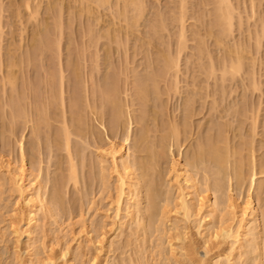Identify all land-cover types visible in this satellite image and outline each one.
<instances>
[{
    "label": "rangeland",
    "instance_id": "374dc122",
    "mask_svg": "<svg viewBox=\"0 0 264 264\" xmlns=\"http://www.w3.org/2000/svg\"><path fill=\"white\" fill-rule=\"evenodd\" d=\"M102 1L0 0V264H40L51 249L55 258L68 253V264H192L188 254L205 255L196 233L205 214L196 207V218L187 224L183 212L176 213L178 194L171 172L175 162L195 161L204 150L199 170L193 168L201 186L196 192L203 196L212 190L207 195L217 197L221 206L241 205L251 196L260 205L264 235V0H227L230 8L221 0H139V9L130 0ZM220 10L233 20L224 21ZM232 61L243 66L234 65L239 72L234 77ZM225 67L231 69L224 71L227 75ZM113 100L118 101L115 106ZM112 143L131 144L124 146L131 147L129 153L140 165H147L143 172L149 233L140 228L142 221H130L133 201L128 196L119 218L115 216L118 175L107 157ZM213 147L224 155L225 181L219 182L224 185L219 190L212 187ZM23 160L31 173H39L54 212L39 211L35 234L31 240L22 237L19 247L11 224L18 227L24 199L6 166L12 162L20 167ZM73 167L78 184L70 178ZM254 172L258 181L251 190ZM162 196L171 203L166 205L167 216L162 215L167 201ZM225 216L228 224L235 222L233 227L241 219H234L233 213ZM175 232L177 238L186 233V244L176 240ZM101 236L107 243L102 255ZM263 243L261 253L248 248V259L235 254L230 264H264ZM229 247L223 246L222 253L227 255Z\"/></svg>",
    "mask_w": 264,
    "mask_h": 264
},
{
    "label": "bare ground",
    "instance_id": "6f19581e",
    "mask_svg": "<svg viewBox=\"0 0 264 264\" xmlns=\"http://www.w3.org/2000/svg\"><path fill=\"white\" fill-rule=\"evenodd\" d=\"M102 1V0H101ZM104 1V0H103ZM102 1V2H103ZM106 1V0H105ZM104 1V2H105ZM136 1H138L137 3L138 4H135V0H130V2L132 3V6H133V3H134V8L136 7L135 5H137L138 7H139V4L142 2V0H136ZM222 2H220L222 5H223V2L225 3L224 5L226 6L227 5V3L229 4V1H227V0H221ZM108 4H109V1H106ZM105 2V5L107 4ZM127 2V1H126ZM128 2H129V0H128ZM127 2V3H128ZM218 2H219V0H218ZM98 3V2H97ZM126 3V4H127ZM104 4V3H103ZM142 4V3H141ZM129 5V4H128ZM127 5V6H128ZM100 6H102L101 4H100ZM129 6H131V4L129 5ZM142 6V5H141ZM138 7H136L137 9H139ZM221 7H223V6H221ZM220 7V8H221ZM227 7H229L228 5H227ZM141 8V7H140ZM226 8V7H225ZM224 8V9H225ZM230 8V7H229ZM128 9V8H127ZM130 9V8H129ZM223 9V10H224ZM223 10H222V12H221V10H220V15L222 14L223 16H224V21L226 20V22H228L229 23V21H232L233 20V18H232V20H227L225 17H229V15H230V17L232 16L231 15V13L230 12H228V11H225L224 10V13H226L227 14V16H226V14H224L223 13ZM140 11H138V13H139ZM128 13V12H127ZM143 13V12H142ZM229 13V14H228ZM140 15V14H139ZM219 15V14H218ZM222 15H221V17H222ZM216 16H217V14H216ZM219 17V16H218ZM223 18V17H222ZM222 18H220L221 20H222ZM223 22V21H222ZM225 22V23H226ZM59 23V22H58ZM219 23H220V21H219ZM224 23V22H223ZM217 25V24H216ZM220 25V24H219ZM230 25H232V23H230V24H228V28L230 27ZM224 26H226V24H223V29L225 28ZM232 27V26H231ZM228 28H226V30H228ZM264 28V27H263ZM263 28H262V30H263ZM230 29L231 28H229V32H230ZM225 30V29H224ZM260 34H262V33H260ZM259 34V35H260ZM264 34V33H263ZM222 36V35H221ZM257 38H259V37H257ZM264 39V38H263ZM258 43H260V42H258ZM42 50V49H41ZM239 56V55H238ZM243 58V57H242ZM241 59V58H240ZM244 59V58H243ZM243 59H241V61L243 60ZM231 60H233V59H231ZM237 60V59H236ZM239 60V59H238ZM240 61V60H239ZM238 61H236L235 63H237ZM230 63H232V64H230L231 65V69H234L235 70V67H234V65H238V63L237 64H235L234 63V61H232V62H230ZM14 65H15V63H14ZM229 65V66H230ZM169 67H170V64L168 65ZM228 65H226V67H227ZM16 67V66H15ZM226 67L224 68V70H223V72L224 71H226ZM234 67V68H233ZM238 67V69H243L242 67V64H241V66H240V64L237 66ZM236 67V68H237ZM228 69H229V67H227ZM212 69H213V67H212ZM228 69H227V71H228ZM230 69V70H231ZM237 69V70H238ZM228 71V72H231V71ZM232 71V75L231 74H229V75H231V76H233L234 77V75L235 74H239V72L237 73L236 72V70L235 71ZM226 71V73L228 74V72ZM211 72H212V70H211ZM236 72V73H235ZM225 73V72H224ZM224 74V75H227V74ZM233 73H235V74H233ZM224 78H225V76H224ZM14 80H15V78H14ZM224 80V79H223ZM11 81V78L9 79V82ZM16 82H17V78H16V80H15ZM15 83H13V85H14ZM16 85V84H15ZM11 87H15V86H11ZM157 88V87H156ZM117 92V91H116ZM111 93V92H110ZM140 94H143V92L142 93H140ZM111 95V94H110ZM109 95V96H110ZM144 95H145V93H144ZM105 96H106V94H105ZM109 96H107L108 98H109ZM116 96V95H115ZM143 97V96H142ZM110 98H112V96L110 97ZM109 98V99H110ZM146 98H148V97H146ZM145 98V99H146ZM140 99V98H139ZM107 100V99H106ZM117 100V99H116ZM109 102H111V99L110 100H108ZM114 101V100H113ZM113 103V102H112ZM115 103H118V101H114V104H113V106H115ZM110 104V103H109ZM120 109H121V107H119ZM38 109H39V107H38ZM119 112H120V110H119ZM122 112H123V110H122ZM39 113V112H38ZM43 113H44V110H43ZM40 114H41V112H40ZM39 114V115H40ZM123 114V113H122ZM121 114V115H122ZM44 115V114H43ZM81 116V115H80ZM118 116L120 117V115L118 114ZM117 116V119H120L119 117ZM123 116V115H122ZM17 117V116H16ZM44 117H45V115H44ZM43 117V118H44ZM47 117V116H46ZM42 118V117H41ZM123 119V118H122ZM44 120H45V118H44ZM78 120H79V118H78ZM121 121V120H120ZM47 122V121H46ZM143 123H144V121H142ZM43 124V123H42ZM46 124V123H45ZM47 125H48V123H47ZM172 128V127H171ZM175 128V127H174ZM178 129V128H177ZM130 131V130H129ZM173 131H175V130H173V128H172V132ZM66 132H67V130H66ZM176 134H177V136L178 135H180L179 134V132L177 131L176 132ZM70 135V134H69ZM171 135H172V133H171ZM68 136V135H67ZM128 137H131V136H128ZM127 137V138H128ZM67 138V137H66ZM138 138V137H137ZM175 138H176V136H175ZM68 140V139H67ZM70 140V139H69ZM127 140V139H126ZM127 142H128V140H127ZM131 142V141H130ZM129 142V143H130ZM66 143H68V144H66L68 147L70 146L69 145V142L67 141ZM128 143V144H129ZM145 143H146V141H145ZM177 143V142H176ZM125 144H127V143H125ZM124 144V145H125ZM127 144V145H128ZM134 144V143H133ZM151 144V143H150ZM115 146V144L113 145V143H112V146H110V148H109V152L107 153L108 155H107V157L109 156L110 157V159H111V161H112V166H113V168H114V172H116L114 175H118L117 177H118V181H116V182H118V184L116 183V185L117 186H119V193L117 194L118 196H116V201H114L116 204H115V206L117 207V215H115V216H120V213H121V211H122V207H123V204H124V199H125V197L126 196H128L129 198H130V200H132L133 201V203L131 204V209L132 210H130L131 211V213H128V214H130L129 215V217H131V219H130V221H133V220H135V219H137V220H140V222L142 221V223L140 224V228L143 230V231H146V232H148L149 233V230H148V225H147V222H145V218L147 217V216H145L146 214V208H145V205H146V202H147V197L145 198V195L146 194H144L145 193V187H144V182H145V173L143 172V170L144 169H146V164L144 165V167L142 166V165H140V163L137 161V159L135 158V157H133L130 153H131V151H129L130 149H131V147L129 148V150H128V146ZM131 144H129V146H130ZM146 145V144H145ZM66 146V148L67 149H69L68 147ZM134 146V145H133ZM174 146V145H173ZM175 146H177V145H175ZM180 146V145H179ZM217 146H219V145H217ZM167 147V146H166ZM170 147V146H169ZM172 147V146H171ZM202 147H204V146H202ZM153 149H154V147H152ZM178 148V147H177ZM205 148V147H204ZM215 148V149H214ZM202 149V148H201ZM201 149H200V151H201ZM213 154H214V157L216 158V165L214 166V167H216V168H214L216 171H215V173L214 172H212L213 174H215L216 175V177L215 176H213L214 178H216V181H214L216 184H215V187L214 186H212L213 187V189L214 190H216V188L219 190L220 188L222 189V186H224V185H222L221 183H219V182H223L224 183V181L223 180H221V179H225V178H223L224 176H222V175H224V171H225V168H224V158H223V156L224 155H222V156H220V154L221 153H219V151L220 150H218L219 149V147H217V149H216V147H213ZM148 150H149V148H148ZM150 151V150H149ZM172 151V150H171ZM106 152V151H105ZM104 152V153H105ZM130 152V153H129ZM132 152H134V151H132ZM154 152H155V149H154ZM153 152V153H154ZM204 152H205V150H204ZM203 151L201 152V154L199 155V157H201L200 159H199V157L195 160V161H192V162H190V161H188L186 158L184 159V160H181L180 158V160L178 161V162H175L174 163V166H173V169H172V171L173 172H171V174L173 175V179L172 180H174V182H175V184L174 183H171L170 185H172V184H174V186H176V191H177V200H178V203H176L177 204V206H176V210H177V208H178V210H177V212L176 213H178V215H179V213H180V211H182L183 213V215H184V217H183V215H182V218H184V219H187V220H184L185 222L184 223H186V221L188 222L187 224H189V221H190V218L193 216V214L195 215V213H194V211H195V209H197L196 207H198V213L200 214V212L201 211H204V217H203V219H201L202 221H201V223L199 222V226H198V231H196V233L198 232L199 233V235L201 236V240L203 241L202 243H203V245H204V250H205V255L203 256V257H201V256H199V257H196L197 256V254H196V256H194V254H192V253H194V252H192V253H190L191 254V256L188 254V256H189V258L191 257L192 258V260H191V258H190V260L193 262H191L192 264H222V263H225V264H230L232 261H233V259H235V254L237 255V257L239 256V257H243L244 255H246V253L248 252V248L249 249H251V250H255V249H257V251L259 250L258 248H260V246H261V244H262V241L264 242V235H263V232H262V225H261V221H260V214H259V207H260V205L258 206L257 204H259V203H255V201L252 199V197L251 196H249L248 198H246V200L244 201V202H242V204L240 205V204H234L233 202H228V203H226V204H223L222 203V206L224 207L225 205H228V206H225L226 208L225 209H223V210H221V208H220V204H218V199H216V198H212L210 195H207V193L206 192H208V194H209V192H211V191H206L205 193H204V195H207V196H204L203 195V193H202V195L203 196H201L200 194L201 193H199V191H198V193L196 192V190L198 189L197 188V186H199L198 184H199V182L198 181H200V180H197L198 178H197V176H195L196 174H194L193 172H194V165H195V167L197 168V163H198V161H201L202 159H203V155L205 154ZM210 152V151H209ZM162 153V152H161ZM160 153V154H161ZM211 153V152H210ZM135 154V153H134ZM163 154V153H162ZM172 154V153H171ZM184 154V153H183ZM208 154V153H207ZM153 155V154H152ZM151 155V156H152ZM155 155V154H154ZM226 155V154H225ZM106 156V155H105ZM150 156V155H149ZM160 156V155H159ZM165 156V155H164ZM172 156V155H171ZM142 157V156H141ZM161 157V156H160ZM181 157V156H180ZM209 157V156H208ZM220 157H221V159H220ZM226 157H228V155L226 156ZM165 158V157H164ZM167 158V157H166ZM211 158V157H210ZM223 158V159H222ZM108 159V158H107ZM154 160H155V158H153ZM159 159V158H158ZM161 159H163V158H161ZM173 159V158H172ZM225 159H227L228 160V158H225ZM255 159V158H254ZM25 160V159H24ZM23 160V162L21 163V166L20 167H17V166H13L11 163L12 162H8L9 164H7L8 166H6L7 167V171H9L8 173H9V175H11V177H9V178H11L10 180L12 181V183H13V185L14 186H17V187H14L15 189L16 188H18V190H19V194H20V196H21V198H22V200L24 199V201H22L23 203H24V206H22L21 205V203H19L21 206L20 207H22V208H20V211H19V216H20V218H19V222H18V227H17V225L15 224V222H13L15 225H16V227H15V225L12 223L11 224V229H13V234L14 235H16V236H18V238L17 237H15L14 235V237H15V239L17 238V245H19V247H20V244L23 242V239H22V237H26L28 240H31V238H32V236L35 234V231H34V229H36L35 228V226H36V223L38 222V214L40 213L39 211H43L44 213L45 212H48L49 214H53V212H54V209H53V204H52V202H51V200L49 201L47 198V194L44 192V188H43V185L41 184V183H39L38 182V178L40 177V176H38L39 175V173H38V175H34V173H31L30 172V170H28V168H26V164H25V161ZM147 160V159H146ZM153 160V161H154ZM174 160V159H173ZM212 160V159H211ZM157 161V160H156ZM156 161H155V163H156ZM159 161V160H158ZM203 161H205V157H204V160ZM207 161V160H206ZM98 162V161H97ZM104 162H106V161H104ZM173 162V161H172ZM212 162V161H211ZM227 162L228 161H226L225 162V164H227ZM254 162H256V161H254ZM4 163V162H3ZM3 163H2V165H3ZM7 163V162H6ZM101 163V162H100ZM158 163V162H157ZM205 163V162H204ZM210 163V162H209ZM106 164H108V163H106ZM208 164V163H207ZM215 164V163H214ZM103 166H104V164H102ZM109 165V164H108ZM110 165V166H111ZM157 165V164H156ZM199 165H201V163L200 164H198V166ZM205 165V164H204ZM256 165V164H255ZM13 166V167H12ZM151 166V165H150ZM1 167V166H0ZM11 167V168H10ZM75 167V166H74ZM74 167L72 168V175L73 176H71L70 175V178H73L72 180H73V182L76 184H78V182L75 180V169H74ZM102 167V166H101ZM153 167V166H152ZM171 167H172V165H171ZM254 167V166H253ZM237 168V167H236ZM2 170H3V168H1ZM109 169V168H108ZM149 169V168H148ZM147 169V170H148ZM198 169V168H197ZM197 169H195V170H197ZM1 170V171H2ZM4 170H5V167H4ZM155 170V169H154ZM199 170V169H198ZM197 170V171H198ZM6 171V170H5ZM6 171V172H7ZM75 173H74V172ZM153 171V170H152ZM256 171H257V169H256ZM255 171V172H256ZM103 172H104V170H103ZM113 171H112V173H114ZM147 172H149V171H147ZM151 172V171H150ZM254 172V175H253V179L250 177V179H252V182H251V190H252V186H254L255 184H256V182L258 181H256L255 179L257 178L256 176H257V173H255ZM36 173V172H35ZM105 173V172H104ZM108 173V172H107ZM111 173V172H110ZM152 174H153V172H151ZM197 173H199V172H197ZM211 173V174H212ZM236 173V172H235ZM240 173V172H239ZM4 174V173H3ZM75 174V175H74ZM148 174V173H147ZM227 174V173H226ZM256 174V175H255ZM105 175V174H104ZM154 175V174H153ZM199 175V174H198ZM236 175V174H235ZM5 176V175H4ZM103 176V175H102ZM221 176H222V178H221ZM239 176V175H238ZM42 177V176H41ZM256 177V178H255ZM6 178V177H5ZM105 178V177H104ZM110 178V177H109ZM213 178V179H214ZM4 179V178H3ZM40 179V178H39ZM42 179V178H41ZM102 180H103V178H101ZM108 179V178H107ZM150 179V178H149ZM76 182H75V181ZM101 180V181H102ZM109 180V179H108ZM40 181V180H39ZM71 181V180H70ZM5 182V181H4ZM6 182H7V180H6ZM6 182H5V184H6ZM42 182V181H41ZM211 182V181H210ZM8 183V182H7ZM11 183V184H12ZM103 183V182H102ZM170 183V182H169ZM203 183V182H202ZM9 184V183H8ZM44 184V183H43ZM104 184V183H103ZM205 184V183H204ZM207 184H208V182H207ZM221 184V185H220ZM2 185V184H1ZM10 185V184H9ZM107 185V184H106ZM106 185H105V187H106ZM201 185V184H200ZM12 185H10V187H11ZM221 186V187H220ZM154 186H152V188H153ZM170 187V186H169ZM172 187V186H171ZM199 187H201V186H199ZM206 187V186H205ZM204 187V188H205ZM208 187H211V186H208ZM14 188H12V189H14ZM118 188V187H117ZM155 188V187H154ZM203 188V189H204ZM255 188V187H254ZM259 188V187H258ZM11 189V190H12ZM173 189H175L174 187H173ZM202 189V190H203ZM212 189V188H211ZM157 190V189H156ZM170 189H168V191H169ZM195 190V191H194ZM206 190V189H205ZM210 190V189H209ZM260 190V189H259ZM13 191V190H12ZM115 191H117V189L115 190ZM117 191V192H118ZM154 191V190H153ZM194 191V192H193ZM250 191V190H249ZM16 192V191H15ZM170 192V191H169ZM172 192H174V191H172ZM201 192V191H200ZM251 192V191H250ZM156 193H159V191L158 192H156ZM166 193H168V192H166ZM166 193H165V195H166ZM197 193V197H199V199L195 196V194ZM216 193H217V191H216ZM160 194V193H159ZM170 194V193H169ZM213 194H215V193H213ZM168 195V194H167ZM195 196L194 198H196V199H198L197 200V203H198V206H196L197 205V203L195 202L196 201V199L194 200V202L196 203V204H194L193 203V199H192V196ZM157 196V195H156ZM47 197V198H46ZM118 197V198H117ZM150 197V196H149ZM159 197V196H158ZM166 196H162V198L163 199H167V201H166V204H165V207H166V209H164V211L165 212H163V216H164V213H165V215L167 214V210H168V208H167V204H169L168 203V201H170L169 200V198H165ZM128 198V199H129ZM161 198V197H160ZM172 198V197H171ZM231 198V197H230ZM229 198V199H230ZM154 198H152V199H150V203L152 202L153 203V201H151V200H153ZM175 199H176V197H175ZM239 199V198H238ZM158 200H160V199H158ZM162 200V199H161ZM160 200V201H161ZM219 200H220V198H219ZM233 201V199L231 198L229 201ZM237 200V199H236ZM175 201V200H174ZM173 201V199H172V202H174ZM176 202V201H175ZM174 202V203H175ZM235 202H238V200L237 201H235ZM260 202H262L261 200H260ZM22 203V204H23ZM151 203V205L152 206H154V204H152ZM159 203V202H158ZM233 203V204H232ZM130 205V204H129ZM169 205H171V203L169 204ZM173 205V204H172ZM54 206H56V205H54ZM125 206V205H124ZM128 206V205H127ZM151 206V207H152ZM221 206V207H222ZM165 207H163V208H165ZM170 207V206H169ZM56 208V207H55ZM126 209H127V207H125ZM148 208V207H147ZM125 209V210H126ZM130 209V208H129ZM148 209H150V208H148ZM162 209V208H161ZM160 209V210H161ZM57 210H59V209H57ZM175 210V211H176ZM17 212H18V209L16 210ZM15 211V212H16ZM56 211V210H55ZM116 211V210H115ZM146 211V212H145ZM163 211V210H162ZM161 211V212H162ZM179 211V212H178ZM197 211V210H196ZM42 212V213H43ZM124 212V211H123ZM168 212H170V211H168ZM13 213V212H12ZM43 213V214H44ZM127 213V212H126ZM148 213V212H147ZM175 213V214H176ZM197 212H196V215L198 214ZM202 213V212H201ZM232 213L234 214V216H235V218L234 219H236V216H238V217H240L241 219L239 220V222H238V225L237 226H234V227H236V229L232 226V225H234L235 224V222H232V224L229 222V224H228V219H226V216L225 215H227V217L228 216H230V218H231V216H232ZM49 214L47 215V216H49ZM56 214V213H55ZM60 214V213H59ZM181 214V213H180ZM225 214V215H224ZM46 215V214H45ZM126 215V214H125ZM195 215V216H196ZM114 216V217H115ZM149 216V215H148ZM158 216H160V215H158ZM167 216V215H166ZM169 216V215H168ZM181 216V215H180ZM201 216V215H200ZM199 216V217H200ZM16 217V216H15ZM54 217V216H53ZM117 217H116V219H117ZM233 217V216H232ZM238 217H237V219H238ZM40 218V217H39ZM50 218H52V217H50ZM56 218V217H55ZM59 218V217H58ZM119 218V217H118ZM125 218H126V216H125ZM124 218V219H125ZM127 218H128V216H127ZM155 218V217H154ZM157 218H159V217H157ZM163 218V217H162ZM181 218V219H182ZM196 217H194L193 216V219H195ZM149 219V218H148ZM167 219V218H166ZM192 219V218H191ZM199 219V218H198ZM236 219V220H237ZM17 220V219H16ZM45 220H47V217H46V219ZM126 220V219H125ZM179 220V219H178ZM232 220H233V218H232ZM263 220V219H262ZM155 221H156V219H155ZM163 221V220H162ZM182 221V220H181ZM180 221V222H181ZM200 221V220H199ZM234 221V220H233ZM129 222V221H128ZM151 222V221H150ZM158 222V221H157ZM159 222H160V224H161V217H160V219H159ZM158 222V223H159ZM176 222V221H175ZM179 222V221H178ZM264 222V221H263ZM17 223V222H16ZM133 223V222H132ZM134 223H136V222H134ZM154 223V222H153ZM157 223V224H158ZM195 223V222H194ZM86 224V223H85ZM85 224H83V226L85 225ZM130 224V223H129ZM138 224V223H137ZM175 223H173L172 225L174 226V227H176V225H174ZM231 224V225H230ZM123 226L125 225V223L124 224H122ZM121 225V227H120V229H118L119 231H122L121 229L123 228V226ZM139 225V224H138ZM154 225H156L155 223L153 224V226ZM178 225V224H177ZM180 225V224H179ZM178 225V226H179ZM186 225V224H185ZM82 226V229L84 228L85 229V226L83 227ZM87 226V225H86ZM129 226V225H128ZM197 226V225H196ZM264 226V225H263ZM152 227V226H151ZM187 227V226H186ZM125 228V227H124ZM138 228H139V226H138ZM153 228V227H152ZM173 228V227H172ZM82 229H81V231H82ZM115 229V228H114ZM126 229V228H125ZM179 229V228H178ZM178 229H177V231H178ZM182 229V228H181ZM185 229H187V228H185ZM139 230V229H138ZM175 230H176V228H175ZM174 230V231H175ZM184 230V229H183ZM188 230V229H187ZM186 230V231H187ZM190 230V229H189ZM189 230H188V232H189ZM114 231V230H113ZM139 231H141V230H139ZM138 231V232H139ZM180 231H182V230H180ZM179 231V232H180ZM178 232V233H179ZM185 232V231H184ZM182 233V234H179V235H181V236H178V238L176 237L177 236V234H176V232H175V237H176V240H179V241H181V242H183V243H185L186 244V242H184L187 238H188V236L186 235V233ZM83 233H84V230H83ZM82 233V234H83ZM119 232H117V234H118ZM142 233V232H141ZM206 233V234H205ZM208 233V234H207ZM86 234V233H85ZM102 234V233H101ZM119 234H122V232L121 233H119ZM143 234V233H142ZM189 234V233H188ZM77 235V234H76ZM146 235V234H145ZM119 236V235H118ZM117 236V237H118ZM123 236V235H122ZM122 236H120V237H122ZM148 236V235H147ZM79 237H80V234H79ZM102 237V236H101ZM108 237V236H107ZM116 237V236H115ZM251 237V238H250ZM75 238V237H74ZM99 238V237H98ZM106 238V237H105ZM78 239V238H77ZM103 237H102V239H100L99 241V243H98V246L100 245V247H98V249H99V251H100V253L101 252H103V251H105L106 250V245H107V243H105L104 241H103ZM12 240V239H11ZM82 240V239H81ZM98 240V239H97ZM105 240V239H104ZM110 240V239H109ZM113 240V239H112ZM111 240V241H112ZM118 240V239H117ZM189 240V239H188ZM75 241V240H74ZM29 242V241H28ZM36 242V241H35ZM92 242V241H91ZM90 242V243H91ZM98 242V241H97ZM171 242H173V241H171ZM170 242V245H172V243ZM188 242V241H187ZM59 243V242H58ZM80 243V242H79ZM16 244V243H15ZM37 244V243H36ZM81 244V243H80ZM92 244V243H91ZM95 244V243H94ZM182 244V243H181ZM185 244H182V245H185ZM191 244V243H190ZM190 244H189V246H190ZM264 244V243H263ZM16 245V247L15 248H17L18 246ZM22 245V244H21ZM33 245H35L34 243H33ZM96 245V244H95ZM226 245H228V246H230L229 247V253H227V255H225V253L223 254L222 253V250L221 249H223L222 247L223 246H226ZM23 246V245H22ZM48 246V245H47ZM89 246V245H88ZM90 246H93V245H90ZM114 246V245H113ZM173 246V245H172ZM172 246H171V248H172ZM186 246V245H185ZM185 246H183V247H185ZM188 246V247H189ZM192 246H193V243H192ZM30 247H31V245H30ZM44 247H45V245H44ZM109 247H112L111 245L109 246ZM159 247V246H158ZM182 246H180V249H183V248H181ZM191 247V246H190ZM190 247L188 248V249H190ZM38 248V247H37ZM47 248V247H46ZM53 248V247H52ZM56 248V247H55ZM94 248V247H93ZM193 248V247H192ZM191 248V249H192ZM21 249H22V247H21ZM27 249V248H26ZM35 249H36V246H35ZM34 249V250H35ZM43 249V248H42ZM54 249V248H53ZM82 249V248H81ZM173 249V248H172ZM216 249V250H215ZM17 250V249H16ZM23 250V249H22ZM21 250V251H22ZM27 250H29V249H27ZM31 250V249H30ZM37 250V249H36ZM49 250V249H48ZM185 250H186V248H185ZM215 250V252L213 253L212 251H214ZM225 250V249H224ZM244 250H247V252L245 253L244 252ZM251 250H249V251H251ZM262 250V247L260 248V251ZM33 251V250H32ZM44 251V250H43ZM47 250H45V252H46ZM63 251V250H62ZM174 252H175V249L173 250ZM192 251V250H191ZM196 251V250H195ZM260 251H258V252H260ZM264 251V250H263ZM26 252V251H25ZM24 252V253H25ZM34 252V251H33ZM35 252H37V251H35ZM50 253H52L53 252V250L51 249V251H49ZM64 252V251H63ZM67 252H69V248H68V250H67ZM98 252V251H97ZM173 252V253H174ZM183 252V251H182ZM256 252V251H255ZM262 252V251H261ZM260 252V253H261ZM32 253V252H31ZM40 253V252H39ZM41 253H42V251H41ZM49 253V255L48 254H46V255H48V257L47 258H43V259H41V260H39L40 262V264H59L60 263V261L62 262L61 264H68V261L66 260L67 258V256H69L68 255V253H61L60 252V256H58V258H55L56 257V254H55V257L53 256V254H50ZM100 253H98V255L100 254ZM187 253V252H186ZM198 253V252H197ZM213 253V254H212ZM252 253H254V252H252ZM23 254V253H22ZM27 254V253H26ZM29 254V253H28ZM33 254H35V253H33ZM78 254V253H77ZM103 253H101V255H102ZM199 254V253H198ZM242 254H243V256H242ZM248 254V253H247ZM250 254V253H249ZM256 254H257V252H256ZM24 255V254H23ZM43 255V254H42ZM50 255H52V257H50ZM173 255V254H172ZM27 256V255H26ZM35 256V255H34ZM36 256H37V253H36ZM41 256V255H40ZM40 256H38V257H40ZM186 256V255H185ZM247 256V259H248V255H246ZM261 256V255H260ZM37 257V258H38ZM44 257V256H43ZM176 257V256H175ZM174 256H173V259L175 258ZM187 257V256H186ZM23 258H25V257H23ZM37 258H35L36 260H37ZM97 258V257H96ZM177 258V257H176ZM250 258V257H249ZM257 258V257H256ZM262 258V257H261ZM260 258V259H261ZM22 259V258H21ZM30 259V258H29ZM69 259V258H68ZM173 259H171L170 258V262H172L173 261ZM237 259V258H236ZM259 259V260H260ZM18 261H19V259H17ZM25 260V259H24ZM94 260V259H93ZM97 260H99V258H97L96 259V261ZM177 261H178V258L176 259ZM237 260H239V259H237ZM249 260H252V259H249ZM254 260V259H253ZM255 260H257V259H255ZM23 261V260H22ZM22 261H21V263H22ZM26 261V260H25ZM24 261V262H25ZM248 261V260H247ZM262 261V260H261ZM168 262V261H167ZM174 262V261H173ZM234 262V261H233ZM254 262V261H253ZM256 262H258V261H256ZM260 262V261H259ZM37 263H38V260H37ZM70 263V262H69ZM101 262H99V264H100ZM176 263V262H175ZM179 263V262H178ZM235 263V262H234ZM252 263V262H251ZM260 263H262V262H260ZM171 264V263H170ZM177 264V263H176ZM253 264V263H252ZM255 264V263H254ZM258 264V263H257Z\"/></svg>",
    "mask_w": 264,
    "mask_h": 264
}]
</instances>
